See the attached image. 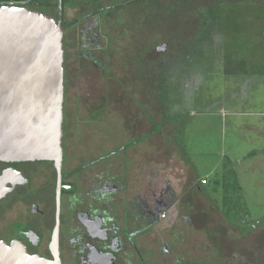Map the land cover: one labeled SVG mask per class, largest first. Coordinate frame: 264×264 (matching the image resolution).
Wrapping results in <instances>:
<instances>
[{"label":"flooded vegetation","instance_id":"1","mask_svg":"<svg viewBox=\"0 0 264 264\" xmlns=\"http://www.w3.org/2000/svg\"><path fill=\"white\" fill-rule=\"evenodd\" d=\"M126 1L133 3L128 7L157 6V13L170 3L165 17L180 15L185 36L179 40L162 27L169 35L163 42L146 50L130 44L131 62L127 57L121 63L127 73L114 80L110 8L97 1L99 8L87 13L74 3L66 11L61 7L60 168L51 161H0V243L59 264H257L255 235L264 221L256 228L226 224L212 199L214 188L183 150L182 131L190 123L177 118L184 108L174 107L172 88L178 85L190 101L200 80L197 61L238 64L232 52L244 14L240 5L250 4L252 12L264 4ZM145 72L152 74L147 89ZM160 145L169 149L167 158H161Z\"/></svg>","mask_w":264,"mask_h":264},{"label":"rangeland","instance_id":"2","mask_svg":"<svg viewBox=\"0 0 264 264\" xmlns=\"http://www.w3.org/2000/svg\"><path fill=\"white\" fill-rule=\"evenodd\" d=\"M76 1L84 7L85 13L89 9H98L100 5L110 8L106 15L111 25L108 35L113 47L114 80L119 78L117 75L122 73L124 77L123 74L127 73L121 63L127 57L131 62L133 49L130 44H139L146 50L149 45L163 42L169 35L162 27L171 33L176 32L179 40L185 36L184 31L179 32L180 15L173 16V19L165 17L170 12V3L161 6L157 13V6L150 8L148 4H141L128 7L133 3L129 4L126 0H97L99 6L90 0ZM165 1L158 0L161 4ZM257 2L264 4V0ZM250 6L240 5L244 14L239 29L237 27L239 31L235 30L233 42L237 48H233L235 51L232 52V60L238 64L227 65L203 58L205 62L200 60L195 63L194 71H199L200 80L194 86L193 98L191 94L190 101L184 100L185 93L178 89V85L172 89L174 107L180 105L184 108L177 118L190 123L189 128L182 131L183 150L198 176L206 178L209 189L214 188L212 199L218 203L226 224L243 226L250 222L256 228L264 221V8L261 10L259 7L264 6L254 5L252 12H248ZM180 9L188 7L180 6ZM58 12L55 6L51 10L54 17ZM144 24L142 31L141 25ZM232 27L235 26L232 24ZM138 34L142 35L140 39ZM229 43H232L230 39ZM120 47L123 49H118ZM68 58L66 55V60ZM241 62L245 64L242 66ZM226 70H236V73L229 74ZM151 77V73H144L146 89ZM124 83L127 87L126 79ZM135 85L141 87L136 81ZM113 86L118 89L114 81ZM92 87L88 86V89ZM112 94L115 95V92ZM160 150L161 158H167L165 153L169 149L161 146ZM259 227L255 235L256 260L257 264H264V225ZM226 233L225 236H229ZM234 235L238 236L236 232L232 233Z\"/></svg>","mask_w":264,"mask_h":264},{"label":"water","instance_id":"3","mask_svg":"<svg viewBox=\"0 0 264 264\" xmlns=\"http://www.w3.org/2000/svg\"><path fill=\"white\" fill-rule=\"evenodd\" d=\"M0 5V161H51L60 168L63 22ZM0 264H59L0 243Z\"/></svg>","mask_w":264,"mask_h":264},{"label":"crops","instance_id":"4","mask_svg":"<svg viewBox=\"0 0 264 264\" xmlns=\"http://www.w3.org/2000/svg\"><path fill=\"white\" fill-rule=\"evenodd\" d=\"M60 1H61L60 8L61 7L64 8V11L67 10V6L71 3L77 5L78 9L80 10L84 8L82 5L79 4L80 2H77L76 0H60ZM90 1H93L95 3L97 0H90ZM57 4H58V0H0V5H18L23 7L25 6L29 9L39 10L41 12L45 10L49 12V15L52 14L51 10L54 8V6L57 7Z\"/></svg>","mask_w":264,"mask_h":264},{"label":"trees","instance_id":"5","mask_svg":"<svg viewBox=\"0 0 264 264\" xmlns=\"http://www.w3.org/2000/svg\"><path fill=\"white\" fill-rule=\"evenodd\" d=\"M34 9V8H33ZM44 12V11H43ZM45 13V12H44Z\"/></svg>","mask_w":264,"mask_h":264}]
</instances>
